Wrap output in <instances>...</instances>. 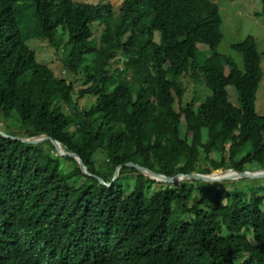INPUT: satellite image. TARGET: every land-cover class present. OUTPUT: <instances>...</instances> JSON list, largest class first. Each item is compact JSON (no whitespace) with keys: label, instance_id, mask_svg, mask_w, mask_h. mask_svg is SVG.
<instances>
[{"label":"trees","instance_id":"obj_1","mask_svg":"<svg viewBox=\"0 0 264 264\" xmlns=\"http://www.w3.org/2000/svg\"><path fill=\"white\" fill-rule=\"evenodd\" d=\"M95 21L103 25L97 38ZM221 24L211 0H121L116 12L104 0H0V130L47 134L107 183L120 165L105 185L57 155L49 139L0 135V264H264V181L161 185L124 165L166 176L264 168L260 54L251 36L233 43L239 69L217 51ZM36 39L63 50L70 78L37 60L27 44ZM183 76L210 91L198 105L195 95L183 102ZM86 95L94 101L79 108ZM181 116L188 138L179 133ZM97 150L103 167L94 164ZM200 153L207 166L197 165ZM61 159L72 167L64 170ZM126 173L135 174L127 195Z\"/></svg>","mask_w":264,"mask_h":264},{"label":"rangeland","instance_id":"obj_2","mask_svg":"<svg viewBox=\"0 0 264 264\" xmlns=\"http://www.w3.org/2000/svg\"><path fill=\"white\" fill-rule=\"evenodd\" d=\"M80 1V0H76ZM86 2H98L100 0H81ZM104 1H112L115 7V12L117 11V6L121 2V0H104ZM214 4L218 6L220 16L222 18L221 31L223 34L222 40L217 46V51L221 54L230 56L234 62L237 64L239 69H243V62L241 54L233 49L231 45L233 43H237L243 40L247 36H251L256 41L257 51L260 54V65L262 68V78L260 80L258 89L256 91V101H255V111L259 115L264 114V16L259 15L258 13L261 11V0H211ZM103 25L98 23L97 21L93 22L91 26V31L93 36L97 38L100 30ZM155 40L158 41V33H155ZM28 46L32 47V49L36 52V58L39 62L47 64L53 70L56 76H64V78H70V73L64 74V69L62 67V57L64 55L63 50L59 48L58 50L51 46L46 39H36L33 41H27ZM202 53H206V46L198 44ZM115 66L119 65L118 63L114 64ZM110 68H113L112 65ZM227 72V68H225ZM183 85L185 87V92L183 94V102L189 101L193 95L198 97V101L195 105H198L199 102L205 97V95L209 94L210 91L202 82H192L188 76H183L181 78ZM81 80L76 82L75 85H79ZM228 91V99L229 101L235 105H239L238 93L232 86L227 87ZM94 95H86L78 100L79 108H88L89 105L94 101ZM62 110L64 113H68V110L65 105L61 104ZM175 108L178 109L177 103H175ZM10 130L13 132H17V124L16 123H8ZM75 128L72 125L69 128V131H73ZM9 129H2V131L8 133ZM180 136L185 138L189 137V134L185 129V122L183 116H181L180 127H179ZM203 139H205L206 131L203 130ZM226 147H228V142H226ZM211 158L219 159L218 153H212L210 155ZM94 164L97 167H103L105 165L106 156L103 151L97 150L93 155ZM61 167L64 170H68L72 167V162L61 159ZM197 165L207 166L208 163L204 160L203 154L200 153L199 160ZM247 168L249 170L256 169L255 164L248 165ZM135 174L126 173L124 176L120 177L121 182L127 183L131 185L130 188L125 189V195H127L133 184V177ZM113 177V176H112ZM220 178V177H216ZM228 179L224 181L223 179L215 180L216 183H219V186L223 189L227 188H243L245 186H253L258 185L264 181V177H250V178H240V179ZM190 181V180H188ZM160 183V182H159ZM165 185L166 183H161V185ZM158 187L159 184L155 185ZM249 194V191L247 192ZM247 238L254 242L253 236L250 232L247 233Z\"/></svg>","mask_w":264,"mask_h":264},{"label":"water","instance_id":"obj_3","mask_svg":"<svg viewBox=\"0 0 264 264\" xmlns=\"http://www.w3.org/2000/svg\"><path fill=\"white\" fill-rule=\"evenodd\" d=\"M0 135L7 137V138L20 140V141L25 142V143H38L42 140L49 139L51 141L52 145L54 146L57 155L68 156V157L73 158L78 163L80 170L85 175L95 177L102 184L110 185L118 176L120 165H118L116 167L111 181L109 183L105 182L101 177L94 175L88 171L87 167L84 165V163H83V161L79 155H77L76 153L71 152V151H66L58 141H56L53 138H50L47 134H39L36 136H31V137H24V136L10 135V134H7V133L0 130ZM124 165L136 168L143 175L147 176L148 178H150L156 182L167 183V184L181 183L182 181H186V180H205L206 181V180H218V179H223V178L240 179V178H250V177H264V168L254 169V170H243V171L223 168V169H221L222 171L219 173H228V174H226V176L216 178L219 176V173H217L216 171L213 173H209V174L192 172L189 174H175L173 176H166L164 174L154 172L148 168H145V167H143L139 164L133 163V162H126V163H124Z\"/></svg>","mask_w":264,"mask_h":264},{"label":"bare ground","instance_id":"obj_4","mask_svg":"<svg viewBox=\"0 0 264 264\" xmlns=\"http://www.w3.org/2000/svg\"><path fill=\"white\" fill-rule=\"evenodd\" d=\"M217 173H219V172H217ZM226 174H228V173H219L218 177L226 176Z\"/></svg>","mask_w":264,"mask_h":264}]
</instances>
